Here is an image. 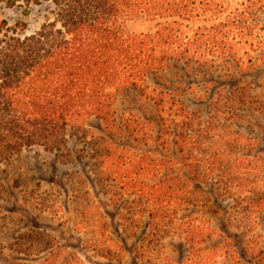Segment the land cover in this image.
<instances>
[{
    "label": "rangeland",
    "instance_id": "374dc122",
    "mask_svg": "<svg viewBox=\"0 0 264 264\" xmlns=\"http://www.w3.org/2000/svg\"><path fill=\"white\" fill-rule=\"evenodd\" d=\"M258 17L264 21V13ZM56 20L52 4H0V25L17 37ZM263 28L254 36L262 48L241 50L240 67L219 63L210 75L180 67L148 81L151 90L166 86L173 115L187 114L191 125L128 88L113 119L86 122L89 137L81 131L61 151L35 146L1 161L0 264H187L193 244L215 251L206 264H254L251 240L264 247ZM126 124L139 133L130 137ZM107 148L124 158L117 181L103 172L114 166ZM136 158L154 169L138 184L122 168ZM158 180L175 190L173 202L156 205L151 189L140 194ZM182 224L199 228L202 238L189 242Z\"/></svg>",
    "mask_w": 264,
    "mask_h": 264
},
{
    "label": "trees",
    "instance_id": "16d2710c",
    "mask_svg": "<svg viewBox=\"0 0 264 264\" xmlns=\"http://www.w3.org/2000/svg\"><path fill=\"white\" fill-rule=\"evenodd\" d=\"M43 3L57 9V20L36 34L17 37L6 22L0 25V162L35 146L61 151L81 131L89 137L86 122L113 119L119 94L128 88H137L161 114L184 117L191 125L187 114L173 115L176 105L166 86L151 90L148 81L180 67L187 74L192 67L209 75L219 63L240 67L241 50L263 45L254 36L264 23L258 17L264 0H0L9 7ZM130 25L140 30L131 31ZM124 128L130 137L139 133L131 124ZM174 132L177 140L183 138L179 127ZM106 152L114 166L102 171L113 172L117 181L124 158ZM143 161L122 166L131 168L126 180L131 176L138 184L140 174L154 172L152 166H140ZM146 189L156 205L173 202L175 190L160 180L140 194ZM178 231L192 244L202 238L190 224ZM254 239V264H264V247L259 251ZM191 247L187 264L210 263L215 251Z\"/></svg>",
    "mask_w": 264,
    "mask_h": 264
}]
</instances>
